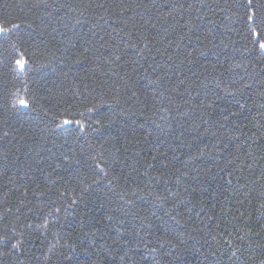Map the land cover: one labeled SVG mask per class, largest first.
I'll use <instances>...</instances> for the list:
<instances>
[{"label": "trees", "instance_id": "trees-1", "mask_svg": "<svg viewBox=\"0 0 264 264\" xmlns=\"http://www.w3.org/2000/svg\"><path fill=\"white\" fill-rule=\"evenodd\" d=\"M248 12L0 0V264H264V54Z\"/></svg>", "mask_w": 264, "mask_h": 264}, {"label": "snow or ice", "instance_id": "snow-or-ice-1", "mask_svg": "<svg viewBox=\"0 0 264 264\" xmlns=\"http://www.w3.org/2000/svg\"><path fill=\"white\" fill-rule=\"evenodd\" d=\"M247 5L249 8V12L247 13V21L250 25H252L250 28L251 34L257 38L256 43L259 44V51L264 54V43L260 42V38L264 36V3L259 4L258 10H252L253 8H256L253 0H247ZM14 27L19 28L20 26L14 25ZM11 31L12 29L0 25V34L7 36ZM16 64L18 66L19 72L23 73L26 70L25 61L17 60ZM17 103L21 108H29L28 102L24 99H19ZM70 123L71 122L69 120H64L63 125H59V127H63ZM4 135L6 136L8 133L5 132ZM13 247H18V245H13ZM161 247H163V245H161ZM152 251L155 252L156 249L153 248Z\"/></svg>", "mask_w": 264, "mask_h": 264}]
</instances>
